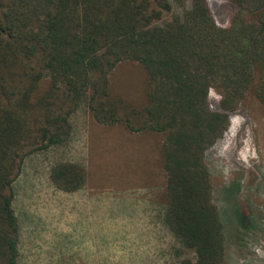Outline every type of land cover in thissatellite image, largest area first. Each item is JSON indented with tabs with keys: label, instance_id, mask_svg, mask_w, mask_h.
Here are the masks:
<instances>
[{
	"label": "trees",
	"instance_id": "16d2710c",
	"mask_svg": "<svg viewBox=\"0 0 264 264\" xmlns=\"http://www.w3.org/2000/svg\"><path fill=\"white\" fill-rule=\"evenodd\" d=\"M224 1L237 8L226 28L208 0L187 8L183 0H0V264H18L14 182L24 159L63 145L81 105L100 125L164 135L162 223L174 258L225 264L206 155L247 97L264 108V0ZM121 62L146 73L141 106L109 92ZM87 175L83 165L57 161L48 179L75 193Z\"/></svg>",
	"mask_w": 264,
	"mask_h": 264
},
{
	"label": "rangeland",
	"instance_id": "374dc122",
	"mask_svg": "<svg viewBox=\"0 0 264 264\" xmlns=\"http://www.w3.org/2000/svg\"><path fill=\"white\" fill-rule=\"evenodd\" d=\"M208 6L222 28L237 10L224 0H208ZM145 89L146 73L137 63L121 62L109 74L110 94L134 106L142 105ZM219 99L211 90L213 107ZM70 122L67 141L28 155L14 182L18 264H177L162 223L164 135L100 125L84 105ZM57 161L86 168L81 190L64 193L50 184L49 168ZM206 161L225 233V264H264V108L255 98L231 115Z\"/></svg>",
	"mask_w": 264,
	"mask_h": 264
},
{
	"label": "crops",
	"instance_id": "0c3cea01",
	"mask_svg": "<svg viewBox=\"0 0 264 264\" xmlns=\"http://www.w3.org/2000/svg\"><path fill=\"white\" fill-rule=\"evenodd\" d=\"M87 182V181H86Z\"/></svg>",
	"mask_w": 264,
	"mask_h": 264
}]
</instances>
